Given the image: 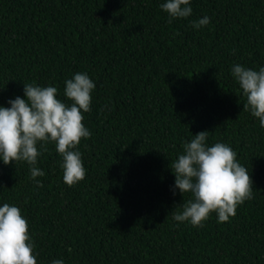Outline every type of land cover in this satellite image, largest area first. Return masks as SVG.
<instances>
[{"label": "trees", "instance_id": "obj_1", "mask_svg": "<svg viewBox=\"0 0 264 264\" xmlns=\"http://www.w3.org/2000/svg\"><path fill=\"white\" fill-rule=\"evenodd\" d=\"M165 2L0 0V106L25 98L24 84L56 87L68 105L66 80L96 85L82 181L64 183L51 142L37 145L36 180L27 162L0 160V206L20 208L37 264H264V128L230 71L264 67V0H190L171 23ZM201 131L237 153L253 198L193 227L173 219L192 197L173 194L170 166Z\"/></svg>", "mask_w": 264, "mask_h": 264}, {"label": "clouds", "instance_id": "obj_2", "mask_svg": "<svg viewBox=\"0 0 264 264\" xmlns=\"http://www.w3.org/2000/svg\"><path fill=\"white\" fill-rule=\"evenodd\" d=\"M161 9L168 14L169 23L192 14L190 0H166ZM209 22L210 18L204 16L193 21L192 27L201 28ZM230 71L246 98L243 110L250 111L264 128V67L256 71L234 64ZM95 87L86 73H76L65 81L64 96L71 101L68 105L57 98L56 87L24 84L25 98L9 100L10 107L0 106V160L5 165L27 162L30 176L36 180L45 175L36 167L41 155L37 145L46 150L51 142L63 158L64 183L71 187L82 181L86 169L77 146L91 136L83 123V113L91 111ZM193 137L183 144V154L170 166L175 175L173 194L179 190L182 197L185 193L192 197L183 203L182 211L173 213V219L203 227V222L215 212L218 222H227L239 205L253 198V180L230 146L220 142L209 146L208 131ZM33 249L28 222L20 208L4 203L0 206V264H37ZM52 264L64 261L57 259Z\"/></svg>", "mask_w": 264, "mask_h": 264}]
</instances>
